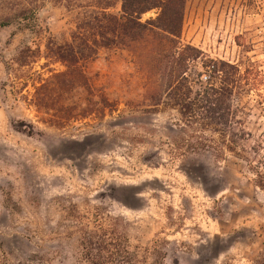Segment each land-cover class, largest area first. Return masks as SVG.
Wrapping results in <instances>:
<instances>
[{"label": "rangeland", "instance_id": "374dc122", "mask_svg": "<svg viewBox=\"0 0 264 264\" xmlns=\"http://www.w3.org/2000/svg\"><path fill=\"white\" fill-rule=\"evenodd\" d=\"M89 1L36 0L38 32L0 30V264H85L86 232L125 234L147 264V247L164 264H264V193L246 161L175 146L192 130L127 50L99 49L78 71L55 60ZM20 5L0 0V19ZM182 41L203 53L189 79L231 90L235 129L248 135L236 151L253 160L264 146V0H187Z\"/></svg>", "mask_w": 264, "mask_h": 264}, {"label": "trees", "instance_id": "16d2710c", "mask_svg": "<svg viewBox=\"0 0 264 264\" xmlns=\"http://www.w3.org/2000/svg\"><path fill=\"white\" fill-rule=\"evenodd\" d=\"M70 8L78 0H54ZM187 0H90L86 12L79 17L71 40L54 44L52 55L67 68L77 69L81 63L97 56L99 49L122 48L127 50L135 63L153 79L155 87L166 94V100L177 109L192 134L179 137L177 147H190L223 160L226 152L240 161H246L253 175L254 186L264 193V146L252 147L253 160L237 153L240 142L245 141L244 132L235 129V115L231 112L229 88H213L208 81L198 85L199 78L187 76L190 63L203 53L182 41V28ZM120 9L110 12L117 3ZM20 7L12 16L0 19V30L22 24L21 30L38 32L39 24L36 0H21ZM150 12L155 17L142 20ZM203 68L217 65L215 61L203 62ZM214 68V66H213ZM211 69V68H210ZM234 81L240 78L236 70ZM63 79L64 75L55 78ZM69 83L72 85L71 81ZM200 86V89H194ZM211 133V135H206ZM213 134L218 137L214 139ZM261 150V151H262ZM85 264H147L139 261L138 248H131L125 234L110 238L107 234L86 232L80 241ZM155 254L153 263L164 264L165 253L147 247Z\"/></svg>", "mask_w": 264, "mask_h": 264}]
</instances>
